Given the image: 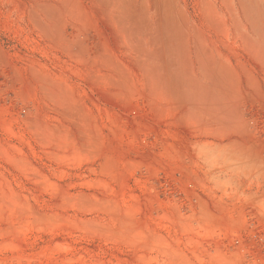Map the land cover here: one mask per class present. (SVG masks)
Here are the masks:
<instances>
[{"label": "rangeland", "instance_id": "obj_1", "mask_svg": "<svg viewBox=\"0 0 264 264\" xmlns=\"http://www.w3.org/2000/svg\"><path fill=\"white\" fill-rule=\"evenodd\" d=\"M264 0H0V264H252Z\"/></svg>", "mask_w": 264, "mask_h": 264}, {"label": "built area", "instance_id": "obj_2", "mask_svg": "<svg viewBox=\"0 0 264 264\" xmlns=\"http://www.w3.org/2000/svg\"><path fill=\"white\" fill-rule=\"evenodd\" d=\"M257 249L252 252L250 259L252 264H264V232L255 235Z\"/></svg>", "mask_w": 264, "mask_h": 264}, {"label": "crops", "instance_id": "obj_3", "mask_svg": "<svg viewBox=\"0 0 264 264\" xmlns=\"http://www.w3.org/2000/svg\"><path fill=\"white\" fill-rule=\"evenodd\" d=\"M259 54H261V55L264 56V47H263V49H260V50H259Z\"/></svg>", "mask_w": 264, "mask_h": 264}]
</instances>
